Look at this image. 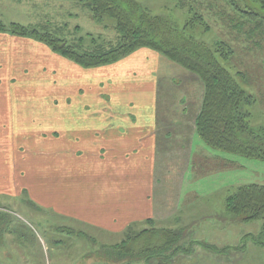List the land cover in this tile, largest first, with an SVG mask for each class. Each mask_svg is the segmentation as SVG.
I'll return each instance as SVG.
<instances>
[{
	"label": "crops",
	"instance_id": "0c3cea01",
	"mask_svg": "<svg viewBox=\"0 0 264 264\" xmlns=\"http://www.w3.org/2000/svg\"><path fill=\"white\" fill-rule=\"evenodd\" d=\"M163 59L141 49L85 69L36 41L0 34V196L18 199L25 191L44 208L109 234L155 222L161 199L164 205L168 199L156 192L163 157L173 167L178 157L189 160L198 114L184 109L183 123L161 122L158 77L149 61ZM99 83L106 92L99 93ZM179 143L185 144L180 156L173 149ZM25 151L31 155L23 158Z\"/></svg>",
	"mask_w": 264,
	"mask_h": 264
},
{
	"label": "rangeland",
	"instance_id": "374dc122",
	"mask_svg": "<svg viewBox=\"0 0 264 264\" xmlns=\"http://www.w3.org/2000/svg\"><path fill=\"white\" fill-rule=\"evenodd\" d=\"M134 1L151 14L167 19L180 31L185 29L194 14H201L210 29L206 30L205 26L197 25L187 29L186 35L212 49H215L218 42H226L234 47L236 53L233 58L221 62L233 75L238 72L246 74L247 80L236 75L235 78L248 94L258 98L257 104L249 108L252 113L251 126L256 129L264 128V37L255 35V42H262L259 47L255 42L238 40L237 34L230 29V22L238 15L229 8L228 1L191 0L193 13L189 9L180 8L177 0ZM235 2L239 6L244 4V0ZM1 4L0 20L6 24H47L52 29H60V36L72 43L84 38L83 43L87 46L93 37L107 41H113L117 37L115 20L109 17L100 22L95 20L91 11L81 5L79 0H1ZM256 8L260 9V6L256 5ZM261 13L264 14V10ZM243 30H249V27L244 25ZM163 60V64L157 65L153 61L149 62L155 66V75L158 77L157 92L161 100L155 105L159 110V117L161 122H168L171 127L173 123L184 122L182 110L185 109L191 116L198 113L204 87L195 75L166 59ZM116 85L113 87L115 94ZM107 88L105 83H99V93L106 92ZM84 89L81 93L88 94L87 88ZM131 108L137 109L133 105ZM190 142L189 160L178 157L177 166L173 167L169 164L170 157H163L165 167L160 170L161 177L156 188V192H162L168 199L166 205L161 199L163 206L156 208L157 219L152 226L177 230L181 233L180 246L187 249L170 264H264V246L258 243L264 232V221L244 222L242 217L226 211V200L238 187L252 184L264 186V160L213 149L196 132L190 137ZM182 145L185 144L179 143L173 148L179 149V156ZM25 152L23 158L31 155L30 152ZM221 160L231 163L227 166L219 162ZM35 186L36 184L33 187ZM36 193L39 194L33 189V194ZM38 197L41 198L42 195ZM38 200L41 202V199ZM0 209L8 210L15 217V221H11V228L16 230L12 235L6 236L10 241L7 247H0V264L130 263H111L102 251L103 246L123 241L125 233L109 234L72 217L56 213L53 208H44L29 198L24 191L18 199L7 195L0 196ZM91 224L99 225L96 220ZM143 227L144 225L137 229ZM85 256H91V260L88 261ZM131 264L146 262L141 260ZM151 264H158V261Z\"/></svg>",
	"mask_w": 264,
	"mask_h": 264
},
{
	"label": "trees",
	"instance_id": "16d2710c",
	"mask_svg": "<svg viewBox=\"0 0 264 264\" xmlns=\"http://www.w3.org/2000/svg\"><path fill=\"white\" fill-rule=\"evenodd\" d=\"M182 9L193 13L191 0H177ZM228 6L238 15L231 24L238 40L255 42L256 34L264 37V0H244L240 6L235 0ZM86 6L97 21L109 17L115 20V40L91 38L86 46L85 39L72 43L60 36L59 31L47 24L23 25L6 24L0 20V34L29 39L49 47L54 53L85 69H94L117 63L138 50L149 49L165 57L195 75L204 87V95L199 112L194 120V129L205 144L213 149L251 159L264 160V128L256 129L252 125L250 107L257 104L258 98L248 94L236 81V76L247 80L245 73L235 75L221 61L227 62L236 53L233 46L218 42L215 49L205 43L187 36L185 31L197 25L210 26L201 14L187 22L180 31L163 17L151 14L134 0H79ZM260 6V9L256 8ZM249 30H243V26ZM229 27V26H228ZM92 37V36H91ZM245 38V39H244ZM257 47L262 45L259 40ZM260 101V100H259ZM25 192V191H24ZM226 211L240 216L244 222L264 221V186L243 185L226 200ZM15 217L8 210L0 209V247L10 242L7 235L16 230L11 228ZM151 226L143 230L130 228L120 243L104 247L103 253L111 263L137 262L145 260L151 264H170L172 260L184 254L187 249L179 242L181 233L167 227ZM258 243L264 246V232Z\"/></svg>",
	"mask_w": 264,
	"mask_h": 264
}]
</instances>
